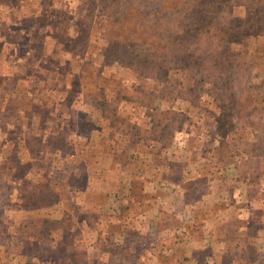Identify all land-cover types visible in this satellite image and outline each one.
I'll return each mask as SVG.
<instances>
[{
  "label": "rangeland",
  "instance_id": "374dc122",
  "mask_svg": "<svg viewBox=\"0 0 264 264\" xmlns=\"http://www.w3.org/2000/svg\"><path fill=\"white\" fill-rule=\"evenodd\" d=\"M149 156L264 189V0H0V264H158L98 209Z\"/></svg>",
  "mask_w": 264,
  "mask_h": 264
},
{
  "label": "crops",
  "instance_id": "0c3cea01",
  "mask_svg": "<svg viewBox=\"0 0 264 264\" xmlns=\"http://www.w3.org/2000/svg\"><path fill=\"white\" fill-rule=\"evenodd\" d=\"M144 161L156 163L149 175L121 167L98 189L102 215L110 222L125 218L128 225L111 230V243L126 245V234L138 243L141 238L158 264H264V189H255L256 178L240 177L242 171L235 174L238 180L225 171L187 176L184 168L174 178L173 162L153 156Z\"/></svg>",
  "mask_w": 264,
  "mask_h": 264
},
{
  "label": "trees",
  "instance_id": "16d2710c",
  "mask_svg": "<svg viewBox=\"0 0 264 264\" xmlns=\"http://www.w3.org/2000/svg\"><path fill=\"white\" fill-rule=\"evenodd\" d=\"M42 228H39V230H41ZM40 262H35V263H33V264H39Z\"/></svg>",
  "mask_w": 264,
  "mask_h": 264
}]
</instances>
